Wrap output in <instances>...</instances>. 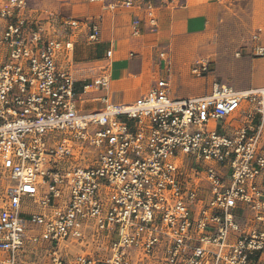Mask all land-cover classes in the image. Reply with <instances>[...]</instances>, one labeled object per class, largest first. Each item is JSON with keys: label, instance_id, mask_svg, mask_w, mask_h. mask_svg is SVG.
Masks as SVG:
<instances>
[{"label": "built area", "instance_id": "built-area-1", "mask_svg": "<svg viewBox=\"0 0 264 264\" xmlns=\"http://www.w3.org/2000/svg\"><path fill=\"white\" fill-rule=\"evenodd\" d=\"M182 5L108 8L135 10L154 30L160 8ZM82 26L96 43L95 22L32 20L28 0L0 3V264H264V87L211 80L177 98L158 78L112 104L100 76L81 90L103 92L99 107L84 110L63 64ZM252 41L264 57L260 30ZM211 72L208 59L189 68Z\"/></svg>", "mask_w": 264, "mask_h": 264}, {"label": "crops", "instance_id": "crops-1", "mask_svg": "<svg viewBox=\"0 0 264 264\" xmlns=\"http://www.w3.org/2000/svg\"><path fill=\"white\" fill-rule=\"evenodd\" d=\"M3 0H0V3ZM29 17L43 19L48 15L57 18H73L82 22H95L100 34L96 43L88 41V27L82 26L73 40V51L67 62L73 71L75 92L82 100L78 105L87 111L96 110L99 105L94 99L103 92L82 95V86L100 76L108 79V99L112 104H125L135 101L147 93L155 80L164 78L172 82L174 67L172 57L177 61L185 60L195 49L194 40L213 31L218 23L220 12L228 5L246 0H183L177 8L162 7L158 10L157 27L150 29L135 10L108 5L113 0L97 3L89 0H28ZM258 13L256 22L261 25L260 37L264 43V0H247ZM134 29L138 34H134ZM58 36L63 33L58 29ZM166 52L167 61L159 58ZM110 52V56H107ZM252 63V84L264 87V57ZM175 64V65H176ZM171 66V67H169ZM176 84L177 98L199 95L193 86L185 89L188 83L181 76ZM171 88V86H170Z\"/></svg>", "mask_w": 264, "mask_h": 264}, {"label": "rangeland", "instance_id": "rangeland-1", "mask_svg": "<svg viewBox=\"0 0 264 264\" xmlns=\"http://www.w3.org/2000/svg\"><path fill=\"white\" fill-rule=\"evenodd\" d=\"M257 17L258 13L253 11L250 1L228 5L220 12L217 27L194 40L195 49L188 58L177 65V61L170 54L172 64L177 66L173 68L170 84L172 94L176 96L177 90L181 88L176 84L181 76L188 83L185 89L193 86L200 92L199 95L208 91L211 80L228 84L236 90L256 87L252 84V63L254 60L260 62V59H263L252 55V38L262 28L256 22ZM200 59H208L211 62L212 72L208 78H194L189 74L190 65ZM87 156L84 165L91 164L93 154Z\"/></svg>", "mask_w": 264, "mask_h": 264}]
</instances>
